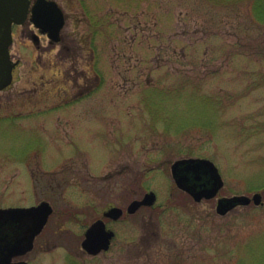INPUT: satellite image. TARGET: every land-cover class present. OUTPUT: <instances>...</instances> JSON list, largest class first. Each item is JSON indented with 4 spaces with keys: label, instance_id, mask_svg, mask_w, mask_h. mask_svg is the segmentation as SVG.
Returning <instances> with one entry per match:
<instances>
[{
    "label": "rangeland",
    "instance_id": "1",
    "mask_svg": "<svg viewBox=\"0 0 264 264\" xmlns=\"http://www.w3.org/2000/svg\"><path fill=\"white\" fill-rule=\"evenodd\" d=\"M56 1L61 39L13 26L0 90V208L55 210L23 259L264 264V0ZM187 157L218 167L216 197L175 185ZM148 190L154 205L125 213ZM256 191L262 204L216 212L217 197ZM112 204L110 249L90 255L84 228Z\"/></svg>",
    "mask_w": 264,
    "mask_h": 264
},
{
    "label": "water",
    "instance_id": "2",
    "mask_svg": "<svg viewBox=\"0 0 264 264\" xmlns=\"http://www.w3.org/2000/svg\"><path fill=\"white\" fill-rule=\"evenodd\" d=\"M30 0H0V90L12 81L13 63L9 55L12 42V24L22 23L29 11ZM30 19L52 41L60 39L59 32L65 23L63 12L54 0H35L30 7ZM36 40V39H35ZM171 174L175 184L199 202L215 197L223 186L221 174L214 162L204 157H189L175 160L171 164ZM155 194L146 193L141 200H133L128 212H134L140 205H151ZM262 204L260 192L252 195L236 194L221 196L217 199L216 212L224 214L239 205ZM47 201L28 207L0 208V264H26V261H11L33 247V240L46 224L52 212ZM122 209L111 207L103 212L104 216L118 218ZM114 235L107 229L102 218L91 222L84 231L81 247L91 255L109 248Z\"/></svg>",
    "mask_w": 264,
    "mask_h": 264
},
{
    "label": "flooded vegetation",
    "instance_id": "3",
    "mask_svg": "<svg viewBox=\"0 0 264 264\" xmlns=\"http://www.w3.org/2000/svg\"><path fill=\"white\" fill-rule=\"evenodd\" d=\"M145 193V192H144ZM139 199V198H138ZM128 205H129V203L126 205V207H125V213H127V214H134L137 210H139V208H141V207H145V206H140L136 211H134L133 213H129V212H127V208H128ZM111 208V207H118V208H121L122 209V213H121V215L118 217V218H116V219H113V218H111V217H108V216H105V217H103V219H104V221H105V223H106V227L108 228V229H111V230H113L114 231V235H113V237H112V239L111 240H113V238L115 237V230L113 229V227H111L110 225H109V221L110 222H114V221H117V220H119V219H121L122 217H123V215H124V208L122 207V206H118V205H115V204H112V205H110V206H107L104 210H106L107 208ZM103 210V211H104ZM102 211V212H103ZM27 254V253H26ZM26 254H23V255H17V256H15V257H13L11 260H13V261H19V260H22L23 259V256H25Z\"/></svg>",
    "mask_w": 264,
    "mask_h": 264
}]
</instances>
